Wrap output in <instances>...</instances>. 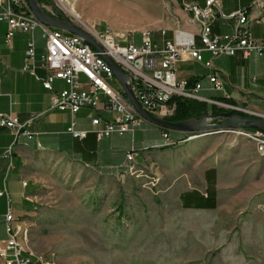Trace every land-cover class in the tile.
<instances>
[{"label":"rangeland","instance_id":"obj_1","mask_svg":"<svg viewBox=\"0 0 264 264\" xmlns=\"http://www.w3.org/2000/svg\"><path fill=\"white\" fill-rule=\"evenodd\" d=\"M37 2L45 13L62 15L79 27L122 35L120 44L138 43L142 32H151L160 47L172 39L174 29H182L180 12L169 0ZM71 7L77 17L68 11ZM41 33L38 27L33 31L38 53L44 50ZM66 113L46 114L45 133L63 131L69 121ZM88 113L83 108L75 115L86 127ZM211 114L209 110L194 120ZM230 129L196 132L190 140L181 136L177 144L164 145L160 130L143 120L133 135H113L110 140L116 163L132 149V142L134 149L145 152L131 172L125 165L96 166L56 153L25 154L21 201L29 209L15 211L18 203L11 199L16 223L27 231V250L56 264H264V156L242 131ZM161 142L162 148H155ZM101 151L98 157L103 159ZM207 169L217 174V201L198 210L184 208L177 190L203 191ZM0 177L11 195L13 189L21 190L13 171ZM4 225L0 207V242L6 239ZM5 259L0 251V264H6Z\"/></svg>","mask_w":264,"mask_h":264},{"label":"built area","instance_id":"obj_2","mask_svg":"<svg viewBox=\"0 0 264 264\" xmlns=\"http://www.w3.org/2000/svg\"><path fill=\"white\" fill-rule=\"evenodd\" d=\"M38 8L48 18L66 22L65 17H55L44 12V6ZM220 0H204L203 5L195 2H183L182 8L188 11L187 22L197 24L200 34H189L185 29L173 30L171 40H165L159 47L152 39L151 32H142L139 42L129 41L120 44L125 37L109 32L108 29L98 32L92 27L83 31L96 43L101 51H96L83 36L75 33L67 34L60 28H51L41 23L32 13L27 0H0V22L6 25L5 42L10 44L16 32L29 36L25 50L22 70L28 72L43 88L52 91L50 111L68 112L70 122L65 130L72 139L83 141L92 134L96 141L108 138L113 134L131 133L140 127L141 118L124 93V85L132 92L138 104L148 115L158 120L168 121L174 114L173 98L179 97L215 106L219 113L203 118L208 124H220L229 117L224 113H242L246 117L264 120V110L233 105L223 99L203 98L199 95L203 86L197 80L189 84L188 79L176 78V64L179 61L193 60L203 63L205 67H213L212 59L224 55L234 56L239 53L243 58L256 56L264 58V37L254 38L248 27L247 10H238L231 14L218 12ZM253 5H257L254 2ZM233 19V30L230 34H215L211 23L216 17ZM70 21V20H69ZM40 28L44 39V50L37 54L33 31ZM166 32H161L165 36ZM196 40L201 47H197ZM208 52L210 58L204 60L202 52ZM102 54L109 57L122 71L120 80L111 66L104 60ZM37 70L50 71L52 81H61L62 88H46L42 76ZM208 89L213 92H223V83L215 73L208 75ZM113 84H116L114 86ZM83 108L89 110L90 129H83L75 115ZM38 117L32 115L27 121L19 120L11 114L0 113V127L8 128L13 136V144L21 137L33 139L37 134L28 127ZM188 122H195L194 119ZM246 128V127H245ZM236 128V131L252 132L258 135L259 149L264 141V129L255 131ZM196 132L182 133V136L193 137ZM163 144L179 142L172 138L169 131L161 130ZM131 147H134L133 142ZM162 148V145H161ZM138 154H131V149L125 155V166L130 172ZM1 157L8 160L6 170L12 168V146H9ZM23 186L26 182L22 183ZM0 197L5 199L4 230L6 239L0 242V250L5 251L9 264H56L52 258L44 257L27 250L26 236L15 238V230H22V224L10 226V215L13 211L12 199L6 183L0 190ZM264 211V206L261 208Z\"/></svg>","mask_w":264,"mask_h":264},{"label":"crops","instance_id":"obj_3","mask_svg":"<svg viewBox=\"0 0 264 264\" xmlns=\"http://www.w3.org/2000/svg\"><path fill=\"white\" fill-rule=\"evenodd\" d=\"M169 1L175 10L180 12L182 17V24L179 27L187 31H197L194 24L187 22V16L182 12L181 5L183 2H195L203 5L204 0ZM254 2H257V5H253ZM218 9L226 15L238 10H247L249 18L248 27L251 36L254 38L264 37V5L262 0H220ZM233 24V19H222L218 16L212 21L211 29L215 34H230L233 30ZM5 32L6 25L0 22V113L11 114L19 122L27 121L32 115L38 116L28 127L31 132L37 134L31 140L21 137L15 144H12L13 136L10 130L5 127H0V176L6 171L8 165V161L3 159L1 154L9 146H12L14 152L12 154L14 157H12V168L9 171L14 172L16 176L14 182L21 186V190L17 191L13 189V193L10 196L14 198L13 202L18 203L14 207L15 211H26L29 209V204L22 202L23 200L21 201V195L24 194L23 190H26V188L21 185L22 181H20L24 178L22 167L24 165L25 154L34 152L56 153L86 164L97 166L102 162L106 164V167L113 166L112 168H117L125 165V155L129 150L125 152L123 160L117 162V164L114 159V146L110 141L111 137L116 134L101 141H96L92 134H89L83 141L72 139L65 133L70 122V114L68 112L66 116L69 118V121L66 123L63 131L45 133L44 130L47 124H45L46 118L43 119V117L50 112V110L48 111V107L50 106L52 91L43 88L39 81L28 72L22 70L25 50L29 39L28 34L16 32L10 44H8L5 42ZM35 43L36 52L40 54L38 53L40 51L39 42L35 40ZM196 45L199 48L201 47L197 40ZM202 57L204 60H208L210 54L203 51ZM212 65L213 67H205L203 63L193 60L179 61L176 64V78L179 80L197 78L203 86L199 92V95L203 98H218L222 100L223 96H228L226 101L236 106L264 107V58H258L256 56L243 58L239 53L234 56L221 55L212 59ZM37 73L40 76L43 75L41 70H37ZM213 73L222 81L223 92H213L208 89L209 84L206 77ZM54 86L59 89L64 87V84L61 81H55ZM59 113L64 112L59 111ZM79 125L83 129L91 128L90 124L87 127L80 123ZM158 129L160 130L161 137L162 129ZM123 135L117 136L123 137ZM170 136L176 139L181 137L182 133L170 134ZM74 143L79 144L77 151L74 150ZM161 144L162 142L157 144L155 148H160ZM102 148L105 152V158L103 159L98 157L102 152ZM144 154L145 152L140 153L138 151L136 159L139 160ZM260 155L264 156V154ZM206 171V173H203V179L205 181L203 191L186 188L177 190V197L184 208L198 210L199 207L214 206V198L217 201V190L215 188L217 174L215 170L207 169ZM178 184L181 185L180 183ZM2 187L3 180L0 177V190ZM0 198L2 199L4 197ZM0 207L2 214H4L6 210L5 199L0 204Z\"/></svg>","mask_w":264,"mask_h":264},{"label":"water","instance_id":"obj_4","mask_svg":"<svg viewBox=\"0 0 264 264\" xmlns=\"http://www.w3.org/2000/svg\"><path fill=\"white\" fill-rule=\"evenodd\" d=\"M28 4L30 6V9L33 13V15L43 24L48 26H53L54 28H60L65 31H69L71 33L79 34L86 38V40L92 45V47L96 51H101V48L94 43V41L81 29L79 26H77L72 20H66V22L58 21V20H52L48 17H46L41 10L38 8L35 0H27ZM61 16V15H60ZM102 57L104 60L111 66L114 74L122 80L123 73L119 69V67L107 56L102 54ZM124 93L126 97L128 98L129 102L135 109L136 113L143 118L146 122L160 128V129H166L168 131H174L179 133H190V132H201L205 130H215V129H221V132L224 129H230V128H245V127H253L258 129H264V120L253 118V117H246V116H240L237 114L232 113H224L223 115L228 116L229 118L220 124H204L200 125L199 121L195 122H188V121H182V122H171V121H164V120H158L154 117L148 115L140 105L138 104L137 100L133 96L132 92L124 85Z\"/></svg>","mask_w":264,"mask_h":264},{"label":"trees","instance_id":"obj_5","mask_svg":"<svg viewBox=\"0 0 264 264\" xmlns=\"http://www.w3.org/2000/svg\"><path fill=\"white\" fill-rule=\"evenodd\" d=\"M61 17L63 16L61 15ZM188 81L189 84H192L193 82L197 81V78H190ZM172 101L175 103V111L174 114L168 118V121L175 123L192 119H200L205 116L209 110H211L212 114H216L221 111L215 106H208L206 103L195 100L176 97L173 98ZM238 114L243 115L242 113ZM245 129L250 131L258 130V128L253 127H246Z\"/></svg>","mask_w":264,"mask_h":264},{"label":"bare ground","instance_id":"obj_6","mask_svg":"<svg viewBox=\"0 0 264 264\" xmlns=\"http://www.w3.org/2000/svg\"><path fill=\"white\" fill-rule=\"evenodd\" d=\"M59 1H63V0H59ZM181 9L188 15V11H186L185 9L182 8V5H181ZM68 11L74 15L75 17H77L78 15L76 14V12H74V9L71 7L70 9H68ZM218 12H221L219 9H218ZM197 26V24H196ZM87 27V26H85ZM198 30H197V33L196 32H188L189 34H200V27H197ZM111 32V31H109ZM162 32H165V31H162ZM113 33V32H112ZM43 72V75H42V81L45 82V86L46 88H54V81H52V74L50 71H42ZM200 125H204V124H207V120H201V122L199 123ZM226 131L228 132H231V129H225ZM241 135L247 137L248 139L252 140L256 147H257V152L260 153V154H264V151H260L259 149V142H258V135H254V133L252 132H246V131H242V132H239ZM196 137V135H194L193 137L191 136H188V138L186 137L184 139V141H187V140H190L192 138ZM180 142V141H179ZM178 142H174V143H165L164 145H171V144H177ZM131 154H137V151L136 149H134V147H131ZM261 148L262 150H264V141H261ZM131 170L134 168V166L130 167ZM130 170V172H131ZM132 174V173H131ZM263 208V206L261 207ZM16 218L14 216L13 213H11L10 215V226H18L17 223H16ZM23 233H24V236H26V241H27V231L22 229V230H15V238H23ZM1 253L3 254V256L6 258L5 261H6V264H9V259L8 257H6L5 255V251H2L0 250Z\"/></svg>","mask_w":264,"mask_h":264}]
</instances>
